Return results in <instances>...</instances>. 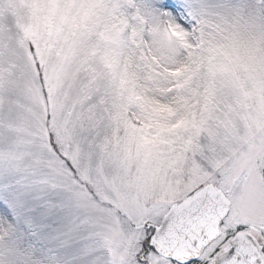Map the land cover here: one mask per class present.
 Segmentation results:
<instances>
[{
  "label": "snow or ice",
  "instance_id": "snow-or-ice-1",
  "mask_svg": "<svg viewBox=\"0 0 264 264\" xmlns=\"http://www.w3.org/2000/svg\"><path fill=\"white\" fill-rule=\"evenodd\" d=\"M0 264H264V0H0Z\"/></svg>",
  "mask_w": 264,
  "mask_h": 264
}]
</instances>
